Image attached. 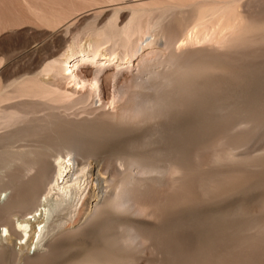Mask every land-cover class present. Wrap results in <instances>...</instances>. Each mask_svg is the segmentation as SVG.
Returning a JSON list of instances; mask_svg holds the SVG:
<instances>
[{
  "label": "bare ground",
  "instance_id": "obj_1",
  "mask_svg": "<svg viewBox=\"0 0 264 264\" xmlns=\"http://www.w3.org/2000/svg\"><path fill=\"white\" fill-rule=\"evenodd\" d=\"M105 1L0 0V31L25 23L54 27ZM242 1L141 2L129 7L123 25L121 8H115L104 23L94 19L87 32L72 34L63 52L49 56L39 70L9 81L0 77V142L7 146L0 152V264L8 254L14 264H50L64 252L61 237H76L96 223L89 236L100 247L71 264H113L134 247L128 225L111 231L104 214L134 212L129 186L170 167L182 171L186 152L201 137L231 119L234 110H244V100L215 98L219 94L206 86L213 79L205 73L182 79V67L198 63L246 75L249 101L264 106V64H255L264 55V0H249L247 15ZM171 18L177 20V34L162 30ZM81 34L85 42L79 45ZM153 45L160 49L142 55ZM137 55L136 66L152 59L153 68L165 69L145 66L146 79L135 73L121 84L120 71L104 67L114 62L128 70ZM87 62L95 64L90 73L81 68ZM106 83L113 88L107 97ZM138 88L161 94L143 98ZM96 101L100 105L93 106ZM107 105L113 111L104 110ZM75 106L93 115L68 117ZM162 115L167 120L161 144L147 153L136 132ZM253 120L260 123L264 116Z\"/></svg>",
  "mask_w": 264,
  "mask_h": 264
},
{
  "label": "rangeland",
  "instance_id": "obj_2",
  "mask_svg": "<svg viewBox=\"0 0 264 264\" xmlns=\"http://www.w3.org/2000/svg\"><path fill=\"white\" fill-rule=\"evenodd\" d=\"M157 1L160 0H106L97 5L89 4L77 11L70 21L54 27L25 23L2 30L0 77L9 81L25 72L39 70L49 56L63 52L72 40V34L87 32L94 19L99 24L104 23L115 8H121L118 23L123 25L128 19L130 6ZM248 1H242L246 15ZM99 13L101 15L97 17ZM176 21L175 18L167 20L163 32L177 34ZM77 40L79 45L83 44L84 35L81 34ZM159 49L153 45L143 50L142 55ZM138 55L133 57L128 70L126 65L118 67L114 62H106L104 67L108 71H120L124 77L121 84L127 83L128 77L135 73L146 79L148 71L144 69L148 66L156 72L165 69L161 66L153 68L156 65L152 59L146 62L149 64L145 68L136 66ZM262 58L255 64H264ZM85 64L88 65L81 68L85 67L90 73L89 69L95 64ZM201 67L198 63L182 67V79L189 80L194 73H205L213 79L206 86L215 87L219 94L215 98L235 103L244 100V110H234L231 119L201 137L186 152V167L182 171L175 172L170 167L164 174L129 186L127 194L136 208L134 212L110 211L104 214L103 221L111 231L124 224L128 225L125 227L127 231L135 236L134 247L118 255L113 264H264V120L260 123L253 120L264 116V106H258L253 99L249 101L246 92L249 91L250 79L246 75L214 65ZM112 90V84L106 83L103 88L105 97L110 96ZM138 90L144 93L141 96L145 98L161 94L154 88ZM100 103L96 101L93 106ZM81 110L80 106L73 107L68 111V117L80 119L93 115L81 113ZM104 110L113 111L108 105ZM166 120L165 115L153 117L137 130V142L147 153L154 154L160 146L158 141ZM6 148V142H0V152ZM98 227L96 223L84 228L83 233L76 237H61L58 246L64 248V252L50 264H71L84 254L96 251L100 243L90 236ZM28 252L32 254V247ZM14 259L8 254L2 263L14 264Z\"/></svg>",
  "mask_w": 264,
  "mask_h": 264
}]
</instances>
